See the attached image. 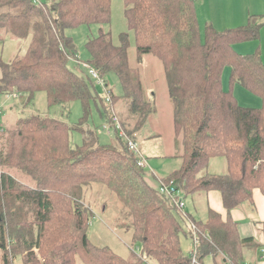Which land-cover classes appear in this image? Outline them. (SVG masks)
Returning <instances> with one entry per match:
<instances>
[{"label":"trees","instance_id":"trees-1","mask_svg":"<svg viewBox=\"0 0 264 264\" xmlns=\"http://www.w3.org/2000/svg\"><path fill=\"white\" fill-rule=\"evenodd\" d=\"M113 1L0 0V40H29L24 54L0 61V98L22 96L27 107L36 93L44 92L50 105L80 101L83 106V116L73 126L39 114L7 121L0 108L3 264H15L18 258L23 264H191L181 238L192 235V225L199 233L200 264L218 255L230 264L244 262L251 240L240 238L230 214L251 202L255 189L264 193V64L260 51L242 55L234 47L260 39V18L251 16L245 26L225 32L206 25L203 36L194 0H123L129 32L121 35L120 45L103 28L86 43L85 64L104 80L102 97L90 73L83 78L71 69V61H83L67 32L110 24ZM130 33L138 59L153 55L162 62L173 103L180 167L161 182H174L186 198L219 191L226 221L212 210L206 222L184 216L147 182L149 164L137 136L154 105L146 96L140 68L130 64ZM227 68L228 91L223 86ZM112 75L121 83L122 96L107 81ZM235 84L259 97L262 106H240ZM94 105L103 109V130L109 126L110 142H101L87 126ZM73 131L83 135L80 145L72 146ZM129 141L139 145L138 154ZM140 156L145 168L138 165ZM219 158L226 160L227 172L211 175L210 164ZM94 185L114 194L131 220L129 258L94 245L88 237L96 215L88 199ZM138 244L139 256L133 251Z\"/></svg>","mask_w":264,"mask_h":264},{"label":"rangeland","instance_id":"rangeland-1","mask_svg":"<svg viewBox=\"0 0 264 264\" xmlns=\"http://www.w3.org/2000/svg\"><path fill=\"white\" fill-rule=\"evenodd\" d=\"M195 2L199 7V26L204 36L206 26L204 19H207L209 16H211L212 19L218 17L221 0L211 1V5L208 7L209 14L200 6L199 0H195ZM100 28H103L105 32H111L114 44L120 45L121 35L129 32L125 19V5L123 0L113 1L112 21L110 24L103 26L83 25L67 32V35L74 41L79 60L81 62L83 61L82 63L71 61L69 65L72 70L83 78L89 76V69L85 64V61L89 58V53L86 50V43L88 39L96 37L99 34ZM130 36L131 45L128 50L130 64L140 68L146 96L152 99L154 105V111L149 116L145 125L140 129L137 140L149 164L146 168V180L153 188L159 190L161 186L160 178H166L174 169L180 167V159L178 156L181 155V149L174 131L173 103L168 92L162 62L153 55H145L141 60L138 59L133 34L130 33ZM28 45L29 40H16L10 37L5 38L3 41L0 40V61L6 63L10 62L16 55L24 54ZM257 46L260 47L262 54H264V26L258 41H249L245 44L236 45L234 49L242 55H247L254 53ZM230 75L231 69H225L223 74V86L226 91L230 88ZM107 81L117 96L123 95L121 83L115 75L108 77ZM96 88L100 96H106V92L102 86L97 84ZM233 93L239 105L242 107L260 108L262 106V101L259 97L251 94L239 84L234 85ZM18 97L19 96H16V98L6 96L0 98V108H3V117L7 119V121H13L19 117H28L31 114H39L58 119L73 126L77 124L83 116V106L80 101L50 105L46 94L44 92H38L34 100L26 107L23 100L24 98L22 96ZM9 106H15L17 110H11L8 108ZM119 106H121V103L117 106L118 112H120ZM100 107L101 106L98 108L95 105L92 107L87 126L96 131L101 142H110L113 136L109 137L111 131L107 133L103 130L105 120L101 115L103 109L101 111ZM71 141L72 146L80 145L83 141V135L80 132L73 131L71 133ZM226 169V160L219 158L213 161L209 171L213 174H221ZM88 199L96 214L88 231L90 241L99 247L108 246L119 256L129 258L132 253L130 249L132 244L130 232L131 220L123 205L117 200L114 194L102 185H94L91 187ZM183 200L185 201L184 197ZM199 203L202 206V202ZM186 205L185 212L186 209H188L189 212L193 210V203L190 200V196L186 199ZM198 218L202 220L201 222H205L203 219L205 218L204 214L203 216H198ZM197 222H200V220ZM181 245L184 254L189 255L193 245L185 239L182 241ZM133 251L137 256L141 255L142 245H136ZM247 251L248 249H246L244 253V262H239V264L249 263L251 261L249 256L250 253H247ZM21 263L22 260L18 258L15 264ZM0 264H3L1 251ZM80 264L83 263L80 262ZM204 264H214L213 258L207 257L204 260Z\"/></svg>","mask_w":264,"mask_h":264},{"label":"crops","instance_id":"crops-1","mask_svg":"<svg viewBox=\"0 0 264 264\" xmlns=\"http://www.w3.org/2000/svg\"><path fill=\"white\" fill-rule=\"evenodd\" d=\"M211 1L212 0H199L200 6L204 8L208 12V14H209L208 7L211 5ZM195 4H196L197 17L199 22V16H200L199 7L196 2ZM251 16L259 17L260 23H262L264 26V0H221L220 8L218 10V17H216V19H212L211 16H209L207 19H204L203 17L202 18L204 19L205 24L211 25L215 31L225 32L229 29L245 26L248 22L249 17ZM256 48L257 49L255 50V52L258 51L261 52V57L264 64V54H262L260 47L257 46ZM178 168L179 167H177V169ZM177 169H174V171ZM208 172L211 175H223L227 172V169L221 174H213L209 171V169ZM184 198H185V208H186L187 207L186 199H188L189 197L188 198L184 197ZM190 200L193 203V207H192L193 210L189 212V210L186 209L185 215H190L195 221L198 220L202 221L201 219L198 218V216H203L204 214L205 218L203 219L206 222L208 218L209 210H212L220 214L224 221L227 220V210L224 207L222 195L219 191L213 190L209 192H200L198 194L190 196ZM199 202H202V206ZM230 215L233 221L238 224V232L240 238L244 240H251L250 243L244 249V253L246 249H248L247 253L248 252L250 253L249 256L251 261L245 264H264V232H263L264 193L260 189H255L253 191V200L251 202H245L241 204L238 208L232 210ZM192 237L193 236L191 234L188 235V237H187V233L186 235L183 234L181 238V244L182 241L185 239L188 242H190L192 245ZM222 260L223 257L221 255H218L216 258H213V263L214 264H223V262L224 264L228 263L226 262V260L225 261Z\"/></svg>","mask_w":264,"mask_h":264},{"label":"built area","instance_id":"built-area-1","mask_svg":"<svg viewBox=\"0 0 264 264\" xmlns=\"http://www.w3.org/2000/svg\"><path fill=\"white\" fill-rule=\"evenodd\" d=\"M89 73L92 76V78L96 80L97 84L104 88L105 86L104 80L100 78L98 72L89 68ZM107 100L109 101V97H107ZM113 123L117 126L118 129L120 128L117 118H114ZM104 129H106L108 132L109 126L107 125L104 126ZM120 134L124 135L122 130L120 131ZM128 144L131 150H133L137 154L139 153V145L136 142L129 141ZM138 165L142 168H145L147 166V162L142 156H140L139 158ZM175 188L176 187H175L174 182H170L169 184L161 182L159 191L161 194L167 196L175 204L176 208L185 216V201L183 200L181 191L179 192ZM190 228H191V233L193 236L192 237L193 247L188 257L190 258L191 264H200L198 261V251H199V245H200L199 236H198L199 233L194 225L190 226Z\"/></svg>","mask_w":264,"mask_h":264}]
</instances>
